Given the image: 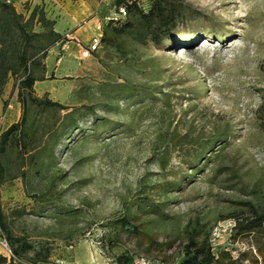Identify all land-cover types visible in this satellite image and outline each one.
Listing matches in <instances>:
<instances>
[{"label":"rangeland","instance_id":"obj_1","mask_svg":"<svg viewBox=\"0 0 264 264\" xmlns=\"http://www.w3.org/2000/svg\"><path fill=\"white\" fill-rule=\"evenodd\" d=\"M134 1L145 10L152 3ZM176 1L183 19L169 38L133 41L128 61L99 47L69 77L35 87L67 110L31 109L28 153L1 156V196L13 233L52 249L39 264H117L123 254L132 264H179L198 226L211 231L217 255L252 249L234 241L231 216L248 202L264 208V0ZM16 10L25 20L36 14L34 32L45 37L34 52L60 49L47 4ZM55 65L51 57V71ZM18 79L10 76L2 91L12 107L0 135L22 119ZM122 218L140 234L120 232ZM4 241L0 229L1 257L12 264Z\"/></svg>","mask_w":264,"mask_h":264},{"label":"trees","instance_id":"obj_2","mask_svg":"<svg viewBox=\"0 0 264 264\" xmlns=\"http://www.w3.org/2000/svg\"><path fill=\"white\" fill-rule=\"evenodd\" d=\"M126 9L125 20L116 18L107 20L101 33L100 47L113 50L120 60L128 61L134 51L133 41L145 44L148 40L159 43L164 37L169 38L171 31L182 22V6L176 0H152L148 10L141 8L134 0H116L115 9ZM36 14L30 20L16 10L12 3L0 0V96L10 76H18V99L22 106L23 115L20 122L11 125L0 135V229L8 242L17 261L31 264L47 263L51 257L52 249L42 245L38 247L27 236H16L7 222V217L2 209L1 186L5 182V166L1 156L8 150L16 148L22 156L28 153L31 146V136L35 131L37 121L29 122V114L33 107L38 109L67 110V107L51 100L49 97L40 98L36 95L35 85L45 81L46 67L41 61L47 58V53L40 57V51L34 41L36 38L45 37L44 34L34 32L33 22ZM52 21V20H50ZM53 45L61 42L64 37L52 30ZM34 68H40L41 74L36 76ZM8 100L5 101V110ZM4 110V111H5ZM264 113V107L262 109ZM73 116V115H71ZM67 127L70 129L77 125L76 120H71ZM54 157V154H52ZM24 177L26 173H23ZM247 211L234 214L231 218L235 221L234 241L240 239L250 241L253 246L249 252H242L238 257L229 251H222L218 255L213 251L211 231L202 232L198 227L188 231L184 245L182 261L179 264H264V208L248 202ZM120 232L128 235L140 234V226L133 224L128 218L118 221ZM118 242L116 235L115 243ZM256 254L250 259V255ZM0 263H7V258L0 257ZM117 264H132V258L127 255L116 256Z\"/></svg>","mask_w":264,"mask_h":264},{"label":"crops","instance_id":"obj_3","mask_svg":"<svg viewBox=\"0 0 264 264\" xmlns=\"http://www.w3.org/2000/svg\"><path fill=\"white\" fill-rule=\"evenodd\" d=\"M16 9L24 2L32 6L47 4L48 19L54 22V31L61 36L71 33L77 41L71 43V52L60 56V49L49 53L44 65L46 67L45 78L55 75L56 78L69 77L70 72L76 65L77 60L83 58L82 53L89 49L93 40L101 36L103 26L107 20L116 19L118 16L113 0H10ZM116 16V17H115ZM79 42V43H78ZM51 57L56 58V65L51 71L49 61ZM85 58V57H84ZM35 87L37 89L39 83ZM7 96L1 95V112L3 116ZM16 107V106H15ZM12 115L20 116V108ZM20 107V106H19ZM3 119V118H2ZM0 250H2L0 248ZM1 257V254H0ZM5 264V263H4Z\"/></svg>","mask_w":264,"mask_h":264},{"label":"built area","instance_id":"obj_4","mask_svg":"<svg viewBox=\"0 0 264 264\" xmlns=\"http://www.w3.org/2000/svg\"><path fill=\"white\" fill-rule=\"evenodd\" d=\"M6 1L8 3H11L10 0H6ZM119 16H121V17L126 16V9L124 7L119 9ZM63 37H64V39L61 42H59V47H60L61 51L65 52L71 48V43L73 41H77V40L73 37V35L71 33H67ZM100 42H101V36L96 37L93 40V43L91 44L90 48L85 50L82 53L83 57H87L90 54V52L96 51L100 47ZM11 107H12L11 104L7 105L6 110L4 111V114H3V119H5L7 117V114L9 112V110L11 109ZM2 245L4 246V248L8 249L12 253V250H11V248H9L10 246L6 240L2 243ZM12 256H13V259H16L13 255V253H12Z\"/></svg>","mask_w":264,"mask_h":264}]
</instances>
